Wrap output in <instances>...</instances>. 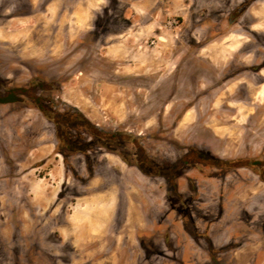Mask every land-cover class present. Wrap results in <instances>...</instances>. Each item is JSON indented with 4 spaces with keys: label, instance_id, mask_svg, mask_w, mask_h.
<instances>
[{
    "label": "rangeland",
    "instance_id": "rangeland-1",
    "mask_svg": "<svg viewBox=\"0 0 264 264\" xmlns=\"http://www.w3.org/2000/svg\"><path fill=\"white\" fill-rule=\"evenodd\" d=\"M7 92L0 264H264V0H0Z\"/></svg>",
    "mask_w": 264,
    "mask_h": 264
},
{
    "label": "trees",
    "instance_id": "trees-1",
    "mask_svg": "<svg viewBox=\"0 0 264 264\" xmlns=\"http://www.w3.org/2000/svg\"><path fill=\"white\" fill-rule=\"evenodd\" d=\"M11 100H13V98L11 97V92H7L6 97L0 98V101H2V102L11 101ZM34 100L36 101L37 98H34Z\"/></svg>",
    "mask_w": 264,
    "mask_h": 264
}]
</instances>
